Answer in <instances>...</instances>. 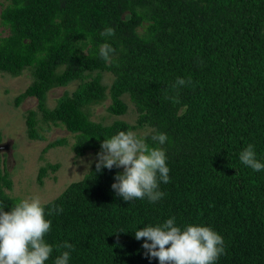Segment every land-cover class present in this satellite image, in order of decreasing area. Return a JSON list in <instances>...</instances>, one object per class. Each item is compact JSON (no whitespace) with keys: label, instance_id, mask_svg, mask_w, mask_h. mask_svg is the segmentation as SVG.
Listing matches in <instances>:
<instances>
[{"label":"trees","instance_id":"trees-1","mask_svg":"<svg viewBox=\"0 0 264 264\" xmlns=\"http://www.w3.org/2000/svg\"><path fill=\"white\" fill-rule=\"evenodd\" d=\"M0 72L32 81L15 98L37 99L26 113L27 135L45 140L52 126L75 136L76 156L100 152L119 131L147 127V142L162 147L170 169L155 203L126 201L112 188L121 168L96 164L45 203L52 222L46 241L54 264L70 251L68 264H159L146 256L135 231L174 217L181 229L210 226L225 241L216 264H264V170L240 162L249 145L264 163V0H0ZM23 4V7L19 5ZM112 27L115 35L101 36ZM110 44L111 62L99 56ZM105 73L113 76L111 84ZM191 85L174 91L177 78ZM65 89L54 106L48 94ZM178 96V102L166 98ZM111 99V122L97 121L92 107ZM137 112L135 123L118 116ZM165 133L159 145L151 134ZM2 136L0 133V142ZM66 137L48 143L68 145ZM59 163L40 167L39 184ZM0 154V205L21 199ZM62 208L48 215V209ZM65 241L72 249L56 248Z\"/></svg>","mask_w":264,"mask_h":264},{"label":"clouds","instance_id":"clouds-1","mask_svg":"<svg viewBox=\"0 0 264 264\" xmlns=\"http://www.w3.org/2000/svg\"><path fill=\"white\" fill-rule=\"evenodd\" d=\"M23 7V4L19 5ZM115 35L112 27H107L101 36ZM115 49L108 43L99 48V56L111 62ZM191 85V78H177L172 85L174 91ZM174 103L178 96L166 97ZM151 130L138 135L133 130L119 131L106 138L97 154L96 171L113 167L123 168L116 174L112 188L126 201L147 198L155 203L165 195L160 183H168L170 169L166 163V152L162 147L150 145L147 138ZM167 134H151V140L163 145ZM240 162L254 171L264 170V163L256 158L255 147L249 144L240 153ZM46 205L39 196L25 198L16 203L10 211L0 205V264H46L53 253V245L45 237L51 230L52 222L46 218ZM53 206L48 215L62 212ZM137 240L144 239L142 247L145 255L157 258L159 264H216L225 254V241L221 234L210 226L187 225L183 229L175 224V218L167 219L157 226H145L135 231ZM56 248L72 249L65 241ZM70 251H63L54 264H68Z\"/></svg>","mask_w":264,"mask_h":264},{"label":"rangeland","instance_id":"rangeland-1","mask_svg":"<svg viewBox=\"0 0 264 264\" xmlns=\"http://www.w3.org/2000/svg\"><path fill=\"white\" fill-rule=\"evenodd\" d=\"M0 1V13L2 11ZM2 30V29H0ZM7 32H1L0 36ZM33 77L29 69L23 71L18 76H12L6 72H0V133L1 144H8L6 148L0 149L2 158L6 161L7 169L14 181L13 189L9 191L13 196L21 200L33 196H39L46 203L60 195L66 187L73 181L80 180L96 164L99 152L88 151L84 156H76L72 150V143L75 136L64 127L52 126L46 131L45 140H32L27 135L26 113L29 109L37 108V99L30 97L25 99L20 105H15V98L23 92L31 83ZM104 82L111 84L113 76L105 73ZM76 83L68 87H58L48 94V105L54 106L57 98L65 89L73 90ZM129 111L125 115L118 116L130 123H135L137 112L132 102L128 99ZM111 99L108 98L103 103L92 107L95 120L111 122L116 116L107 111ZM138 135L149 131L147 127L133 130ZM66 137L69 144L50 148L44 151L48 143L57 138ZM47 163H59L60 168L53 172L49 171L41 185L37 181V176L41 166ZM121 169H123L121 167ZM124 170V169H123Z\"/></svg>","mask_w":264,"mask_h":264},{"label":"water","instance_id":"water-1","mask_svg":"<svg viewBox=\"0 0 264 264\" xmlns=\"http://www.w3.org/2000/svg\"><path fill=\"white\" fill-rule=\"evenodd\" d=\"M7 146H8V144H1V143H0V149H1V148H6Z\"/></svg>","mask_w":264,"mask_h":264}]
</instances>
